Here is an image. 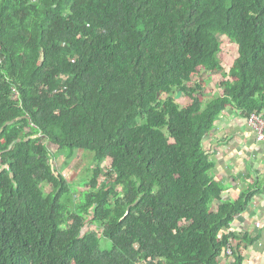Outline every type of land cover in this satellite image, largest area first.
<instances>
[{
    "label": "trees",
    "instance_id": "obj_1",
    "mask_svg": "<svg viewBox=\"0 0 264 264\" xmlns=\"http://www.w3.org/2000/svg\"><path fill=\"white\" fill-rule=\"evenodd\" d=\"M227 109L264 116V0H0V264H245L264 178L223 197L203 142ZM48 144L93 156L73 211Z\"/></svg>",
    "mask_w": 264,
    "mask_h": 264
},
{
    "label": "crops",
    "instance_id": "obj_2",
    "mask_svg": "<svg viewBox=\"0 0 264 264\" xmlns=\"http://www.w3.org/2000/svg\"><path fill=\"white\" fill-rule=\"evenodd\" d=\"M263 148L255 142L245 120L227 109L203 142V149L215 162L212 175L226 188L225 199H235L254 179L264 176ZM231 230L252 236L259 233L261 241L252 248V253L264 258V194L257 195L248 211L236 217Z\"/></svg>",
    "mask_w": 264,
    "mask_h": 264
},
{
    "label": "rangeland",
    "instance_id": "obj_3",
    "mask_svg": "<svg viewBox=\"0 0 264 264\" xmlns=\"http://www.w3.org/2000/svg\"><path fill=\"white\" fill-rule=\"evenodd\" d=\"M221 51L218 55V59L220 61V68L224 72H228L230 67L233 65L234 60L237 57V46L232 43L227 37L219 36L218 37ZM211 71V66L206 64L200 66L199 70L195 75L192 76L191 82L187 85H193L195 83H199L202 86L201 94L199 98L205 104L212 97L218 96L221 94L222 89L219 86L221 82V76L219 73H213ZM175 102L178 105L184 106L188 103V99L184 97L183 94L180 93V96L176 98ZM254 137V136H253ZM255 140V137H254ZM264 147V144H262ZM48 150L51 153V164L57 173H60L66 180L68 186V193L62 199L61 202L66 205L68 197L73 196L69 202H67V206L70 211L74 210L75 203H77L80 198L82 192L86 189V185L81 184L83 181H87L88 176L91 172L90 168L93 166L91 159L92 154L85 153L83 151L74 150L73 155L71 154L68 148H64L61 151H58L57 147L51 144L47 145ZM264 150V148H263ZM54 156V157H53ZM110 165V160H106L103 164L105 168H108ZM92 169V168H91ZM264 178V176H262ZM261 178V179H262ZM104 178H102L103 180ZM88 229L96 230V226L91 223L88 224ZM101 235V233H98ZM101 247L103 249H110L111 243L107 240H100ZM250 253V252H249ZM247 260L245 264H264V258L262 259L261 255H254L251 251L250 256H246Z\"/></svg>",
    "mask_w": 264,
    "mask_h": 264
},
{
    "label": "built area",
    "instance_id": "obj_4",
    "mask_svg": "<svg viewBox=\"0 0 264 264\" xmlns=\"http://www.w3.org/2000/svg\"><path fill=\"white\" fill-rule=\"evenodd\" d=\"M246 124L253 132L255 141L258 143H264V116L251 114L246 119ZM228 254H230V251H228Z\"/></svg>",
    "mask_w": 264,
    "mask_h": 264
},
{
    "label": "water",
    "instance_id": "obj_5",
    "mask_svg": "<svg viewBox=\"0 0 264 264\" xmlns=\"http://www.w3.org/2000/svg\"><path fill=\"white\" fill-rule=\"evenodd\" d=\"M180 91L177 92L176 98H178L180 96Z\"/></svg>",
    "mask_w": 264,
    "mask_h": 264
}]
</instances>
